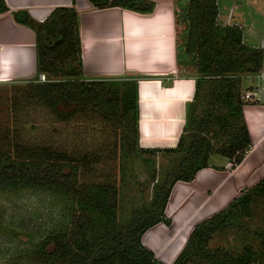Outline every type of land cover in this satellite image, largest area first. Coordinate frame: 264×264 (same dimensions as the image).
<instances>
[{
	"label": "trees",
	"instance_id": "16d2710c",
	"mask_svg": "<svg viewBox=\"0 0 264 264\" xmlns=\"http://www.w3.org/2000/svg\"><path fill=\"white\" fill-rule=\"evenodd\" d=\"M95 8L122 7L138 13L154 9L151 0H88ZM8 9L0 0V13ZM216 0H188L187 22L182 46L194 56L195 90L186 103L184 124L177 143L170 148H142L138 144V94L135 78H85L82 72L79 19L73 7L54 9L42 22L26 11L11 12L15 23L32 29L35 35L36 75H54L37 82L27 81L25 92L37 98L61 120L75 112L91 109L125 127L129 152L181 153L155 190L149 207L134 212L122 223L117 215V188L111 183L78 182L87 157H77L49 146L0 149V190L35 188L59 196L68 215L67 226L36 244L38 264H164L141 241L143 233L157 223L170 225L165 207L177 181L190 182L208 167L210 154L223 156L234 168L251 148L244 115L247 104L240 94L243 77H258L264 69V48L243 41L241 28L220 26ZM209 90L203 96V85ZM251 89V88H248ZM255 102V101H254ZM252 102V104L254 103ZM64 108V110L61 109ZM151 172L153 160L146 158ZM264 197V176L240 190L223 208L198 222L170 264H264V229L252 231L260 251L245 244L240 251L209 248L211 235L229 227L244 228L256 198ZM51 245V249L47 247ZM10 264H17L11 262ZM25 264H33L27 262Z\"/></svg>",
	"mask_w": 264,
	"mask_h": 264
},
{
	"label": "crops",
	"instance_id": "0c3cea01",
	"mask_svg": "<svg viewBox=\"0 0 264 264\" xmlns=\"http://www.w3.org/2000/svg\"><path fill=\"white\" fill-rule=\"evenodd\" d=\"M151 1L152 12L138 13L122 7L98 9L88 0H4L8 10L0 13V83L37 77L34 32L15 23L11 12L23 10L42 22L56 8L73 7L78 12L83 76L141 77L137 83L138 144L174 147L182 132L186 103L195 90V75L183 73L187 66L179 58L183 44H178L177 27L186 4L183 0ZM244 115L252 146L242 161L230 168L226 158L224 163L208 160L209 166L192 181H177L165 207L170 225L157 223L143 233L142 244L158 261L172 263L198 222L264 176V106L244 108ZM197 215L200 218L189 225Z\"/></svg>",
	"mask_w": 264,
	"mask_h": 264
},
{
	"label": "rangeland",
	"instance_id": "374dc122",
	"mask_svg": "<svg viewBox=\"0 0 264 264\" xmlns=\"http://www.w3.org/2000/svg\"><path fill=\"white\" fill-rule=\"evenodd\" d=\"M188 0L181 3L187 5ZM219 14L217 23L224 27L238 25L244 43L264 48V0H216ZM186 7V6H185ZM182 12L185 8L182 7ZM185 15L178 20V44L185 36ZM179 58L187 66L184 74L196 75L194 56L186 55L181 48ZM45 81L58 76L44 74ZM258 77H243L240 94L249 106H264V83ZM27 81L0 83V149H12L16 143L24 147L49 146L77 157H87L84 171L78 182L85 184L111 183L117 188V215L127 224L135 211L149 207L156 188L165 174L174 168L181 153H142L127 150L125 127L103 117L91 109L75 112L61 120L37 98H28ZM203 85V96L209 90ZM251 88V89H248ZM264 88V87H263ZM255 101V102H254ZM252 102H254L252 104ZM62 110L64 108L61 107ZM153 160L151 172L144 160ZM209 163H224L225 158L210 154ZM68 215L59 196L35 188L17 191L0 190V264H38L34 259L36 244L45 235L67 226ZM264 229V197L256 198L251 214L244 221V228L229 227L211 235L209 248L240 251L250 244L260 251L253 230ZM51 249V245L47 247ZM191 264H204L193 262Z\"/></svg>",
	"mask_w": 264,
	"mask_h": 264
},
{
	"label": "built area",
	"instance_id": "2783aa9c",
	"mask_svg": "<svg viewBox=\"0 0 264 264\" xmlns=\"http://www.w3.org/2000/svg\"><path fill=\"white\" fill-rule=\"evenodd\" d=\"M258 78L261 80L260 82L263 84L264 83V69H262L260 71V73L258 74ZM37 80L38 82H43L45 81V77H44V74H39L38 77H37ZM264 87V85H263ZM257 88V92H261L264 88ZM263 102H264V99H263ZM229 167H231V163L229 162Z\"/></svg>",
	"mask_w": 264,
	"mask_h": 264
},
{
	"label": "bare ground",
	"instance_id": "6f19581e",
	"mask_svg": "<svg viewBox=\"0 0 264 264\" xmlns=\"http://www.w3.org/2000/svg\"><path fill=\"white\" fill-rule=\"evenodd\" d=\"M198 218H200V217H198V215H197V216H194V217L191 219V221H192V220H193V221H192L189 225H191V224H193L194 222H196ZM181 244H182V242L176 247L175 252L178 251V248L181 246ZM173 256H174V255H173ZM167 261H168V260H167ZM169 261H170V260H169Z\"/></svg>",
	"mask_w": 264,
	"mask_h": 264
}]
</instances>
